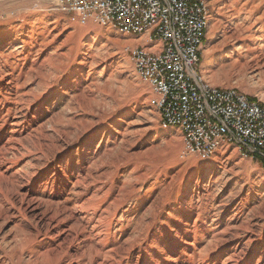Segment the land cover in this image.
Wrapping results in <instances>:
<instances>
[{
	"label": "rangeland",
	"instance_id": "1",
	"mask_svg": "<svg viewBox=\"0 0 264 264\" xmlns=\"http://www.w3.org/2000/svg\"><path fill=\"white\" fill-rule=\"evenodd\" d=\"M209 1L203 76L264 103V0ZM140 40L0 0V264H264V171L183 153Z\"/></svg>",
	"mask_w": 264,
	"mask_h": 264
},
{
	"label": "built area",
	"instance_id": "2",
	"mask_svg": "<svg viewBox=\"0 0 264 264\" xmlns=\"http://www.w3.org/2000/svg\"><path fill=\"white\" fill-rule=\"evenodd\" d=\"M209 0H55L77 25L94 21L137 37L128 48L136 75L155 98L160 126L179 130L183 153L202 160L233 145L264 171V103L200 70L212 18Z\"/></svg>",
	"mask_w": 264,
	"mask_h": 264
},
{
	"label": "crops",
	"instance_id": "3",
	"mask_svg": "<svg viewBox=\"0 0 264 264\" xmlns=\"http://www.w3.org/2000/svg\"><path fill=\"white\" fill-rule=\"evenodd\" d=\"M146 36H147V33H144L141 38L144 39Z\"/></svg>",
	"mask_w": 264,
	"mask_h": 264
}]
</instances>
